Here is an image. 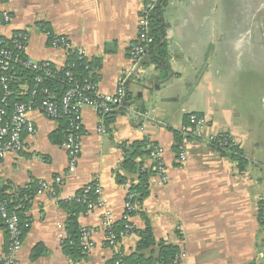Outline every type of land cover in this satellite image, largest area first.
<instances>
[{
    "label": "crops",
    "instance_id": "1",
    "mask_svg": "<svg viewBox=\"0 0 264 264\" xmlns=\"http://www.w3.org/2000/svg\"><path fill=\"white\" fill-rule=\"evenodd\" d=\"M245 1L168 0L163 18L170 73L165 79L149 64L148 55L137 65L139 72L137 67L132 70L129 51L138 37L145 0H0V39L28 32L29 59L57 68L69 61L66 52L51 46L46 36L51 32L67 38L98 66L92 78L100 93L115 94L120 77L131 72L113 122L108 124L91 108L82 110L84 135L75 174H68L63 144L50 139L64 121L37 111L29 114L35 133H24V150L0 159V191L7 198L34 185L39 190L41 182L52 184L55 193L37 191L23 210L30 226L16 264H115L118 254L149 259L157 257L162 242L186 253L182 264H264V227L258 218L260 207L264 209V164L248 158L240 135V121L255 100H264V12L246 7ZM259 1L261 10L264 3ZM190 115L206 119L202 140L191 135ZM102 123L104 135L98 133ZM175 131L189 137L181 147L187 153L185 162L179 159L181 148L178 154L174 150ZM220 134H229L243 150L245 172L208 144ZM145 139L164 148L169 182L162 185L157 175L150 179L149 194L131 223L137 231L149 224L157 245L138 253L140 238L131 233L121 237L114 250L103 211L94 210L78 217L81 228L91 232L94 248L81 257L69 256L62 243L70 210L61 202L98 180L107 209L115 223L120 221L130 187L138 184V175L124 171L121 164L132 145ZM136 163L155 168L150 157H139ZM57 177L63 184L54 183ZM8 246L0 218V255Z\"/></svg>",
    "mask_w": 264,
    "mask_h": 264
},
{
    "label": "built area",
    "instance_id": "2",
    "mask_svg": "<svg viewBox=\"0 0 264 264\" xmlns=\"http://www.w3.org/2000/svg\"><path fill=\"white\" fill-rule=\"evenodd\" d=\"M156 3L157 0H145L144 9L138 20V37L129 51V57L133 63L132 70L141 63L152 43L149 17ZM3 16L6 22H9V14L4 12ZM46 36L50 38L53 48L62 50L69 56L74 54L77 61H83L86 64L91 63L87 58V54L83 50H76L67 38L55 36L51 32H47ZM29 39V33L25 31L15 33L9 40L0 39V159L5 158L8 154H19L24 150V133L28 132L31 135L35 133L34 125L29 120V114L37 111L53 121H64L67 123V136L63 147L68 154V174L73 175L77 171L82 153V138L84 135L82 110L84 108H91L100 118H105L107 114L122 107L126 98V82L131 72L123 74L120 77L115 94H102L98 91L96 83H92L90 80L94 74L98 73V67L87 65L86 68L90 71V77L81 81L76 80L73 73L67 70L65 79H67L71 87L60 99H57L48 88H44L41 85L45 80L54 77L58 71L75 67V62L67 61L62 68L54 67L49 62H35L26 56ZM20 68L29 69L37 75L33 79L32 88H29L31 92L30 100L12 103L11 97L14 95L12 85L18 81ZM22 89H28V87L22 85ZM38 92L43 95L40 101L36 100L37 96H39ZM143 115L152 119L149 113ZM188 120L191 126V135L197 140H202V132L206 126V119L198 115H190ZM98 133L107 134V129L103 123L99 126ZM216 138L217 136L211 137L208 140V144L211 145ZM148 141L147 149L150 151V158L154 162L156 175L160 178L161 184L166 185L169 182V176L167 175L164 160V148L151 142L149 139ZM179 159L182 162L187 160V153L182 148L180 149ZM54 183L61 185L63 184V179L57 177ZM38 192L39 194H55L52 184L43 182L39 184ZM135 196V194L129 193L126 198L125 211L122 218L126 224L125 231L120 234L121 237L131 234L135 229L131 223L132 213L137 208V205L132 203ZM66 201H77L85 204L88 212L102 210L108 244L111 248L117 250L118 236L113 232L115 224L114 216L107 209L103 189L98 180L84 187L80 195H76ZM0 218L4 222L9 236L8 250L5 255H0V264H16L17 255L24 243V233L19 216L9 209L8 203L4 200L1 191ZM80 246L85 253H89L94 248L91 232L86 228L81 230ZM185 259L186 253L182 251L172 264H182ZM115 264L127 263L119 257L116 259ZM154 264L159 263L156 262Z\"/></svg>",
    "mask_w": 264,
    "mask_h": 264
},
{
    "label": "trees",
    "instance_id": "3",
    "mask_svg": "<svg viewBox=\"0 0 264 264\" xmlns=\"http://www.w3.org/2000/svg\"><path fill=\"white\" fill-rule=\"evenodd\" d=\"M168 4V0H157V3L152 10L149 17L150 24V37L152 43L150 44L149 50L146 55L150 58L148 60L149 64L154 65L159 71L161 76L165 79L169 77L170 73V59H169V49L168 44L165 41V34L167 31V25L164 21L163 14L164 9ZM69 61L72 63L75 62V67L58 71L54 77L47 79L41 85L44 88H48L51 93L57 98L60 99L61 96L71 87L67 79H65V73L67 70L71 71L76 80L81 81L86 78L89 79L90 71L87 69V65L92 67L93 64H86L83 61H77L74 54L70 55ZM98 67V66H97ZM20 74L18 81L12 85V91L14 95L11 97V102H27L31 98V92L29 88L33 86V79L37 75L29 69L20 68ZM91 82L95 83L94 78H90ZM22 85L28 87L22 89ZM36 100L40 101L43 98L40 92H38ZM115 112H111L105 116L106 122L111 123L114 120ZM66 130L67 123H62V126L59 130L51 136V141L55 145H62L66 139ZM176 146L175 152L178 154L179 149L183 146V142L188 140V136H184L182 132H174ZM193 138V137H192ZM194 139V138H193ZM149 144L148 139H145L143 142L134 143L132 145L131 151L125 156L124 161L121 164V169L124 171L138 175V184L132 185L130 187L131 194H135L133 199V204H141L149 194V182L150 179L156 175V171L144 169V164L136 163V159L139 157H150V151L147 149ZM211 147L214 151L219 153L222 157L229 158L232 162L237 164V168L240 172H245L248 167V160L245 157V154L241 147L236 144L233 138L229 134H220L217 136L216 140L211 143ZM120 182H124V178H119ZM38 188L34 185L30 190L22 191L17 197L11 200L7 198L2 191L4 200L8 203V207L11 211L17 213L20 219V223L23 229L24 236L26 235L30 222L24 215L23 210L28 209L30 202L33 197H35ZM81 192L77 195H80ZM61 205L64 208L70 210V218L66 223V232L67 237L63 241L62 246L64 247L66 253L72 257H81L84 253L80 246V237H81V226L78 221L80 214L87 212V206L85 204L79 203L77 201H62ZM263 205V204H262ZM137 211L132 213V216L136 215ZM258 218L262 228L264 227V209L263 206L260 207V212ZM125 222L121 219L116 222L113 226V232L118 236L117 240L121 238L120 234L125 231ZM28 225V227H27ZM132 233L138 234L140 241L137 247L138 253L150 250L154 248L157 244L154 238V234L151 226L148 224L144 231H137L134 229ZM159 253L157 257L153 258L152 256L149 259H146L143 255L132 257H124L122 254H118V258H122L127 264H172L176 257L180 254V248L174 245L166 244L165 242L159 243L158 245Z\"/></svg>",
    "mask_w": 264,
    "mask_h": 264
},
{
    "label": "rangeland",
    "instance_id": "4",
    "mask_svg": "<svg viewBox=\"0 0 264 264\" xmlns=\"http://www.w3.org/2000/svg\"><path fill=\"white\" fill-rule=\"evenodd\" d=\"M246 0V7L254 11L264 12V7L259 10V0ZM264 3V0H261ZM263 96V95H262ZM261 97V96H260ZM247 115L240 121L241 141L243 142L248 158L252 162L264 164V100L261 97L255 100Z\"/></svg>",
    "mask_w": 264,
    "mask_h": 264
},
{
    "label": "water",
    "instance_id": "5",
    "mask_svg": "<svg viewBox=\"0 0 264 264\" xmlns=\"http://www.w3.org/2000/svg\"><path fill=\"white\" fill-rule=\"evenodd\" d=\"M137 70H138V72H139V70H140V67H139V66L137 67Z\"/></svg>",
    "mask_w": 264,
    "mask_h": 264
}]
</instances>
